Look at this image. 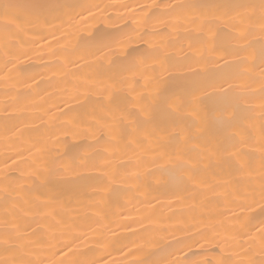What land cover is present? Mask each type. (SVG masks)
<instances>
[{"label":"bare ground","instance_id":"bare-ground-1","mask_svg":"<svg viewBox=\"0 0 264 264\" xmlns=\"http://www.w3.org/2000/svg\"><path fill=\"white\" fill-rule=\"evenodd\" d=\"M0 264H264V0H0Z\"/></svg>","mask_w":264,"mask_h":264}]
</instances>
